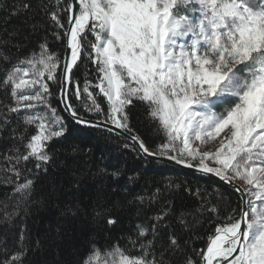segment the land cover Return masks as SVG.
Returning a JSON list of instances; mask_svg holds the SVG:
<instances>
[{
	"label": "snow or ice",
	"instance_id": "obj_1",
	"mask_svg": "<svg viewBox=\"0 0 264 264\" xmlns=\"http://www.w3.org/2000/svg\"><path fill=\"white\" fill-rule=\"evenodd\" d=\"M29 8L24 4L18 10ZM63 11L67 27L57 12L50 14L55 27L63 30L56 38L65 41L67 59L60 78L72 85L73 68L85 53L97 73L94 85L86 80L82 89L78 83L73 88L76 99L85 94L86 111L105 114L100 96L107 104L105 123L131 132L127 110L140 103L164 142L153 152L132 135L139 150L195 167L230 185L240 181L234 188L241 194L239 215L232 209L204 248L193 249L196 258L187 256L183 264H264V0H71ZM60 64V56L41 43L38 53L18 60L0 80V88L14 102L5 106L8 112L24 113V125L35 129L26 141L24 134L18 137L24 151L17 148L9 157L16 163L34 160L37 168L47 164L50 142L65 135L62 118L47 99L48 82L57 81ZM61 91L76 123L100 126L82 118L67 102L63 84ZM229 99L224 111L215 110ZM209 144L215 147L202 150ZM11 171L19 176L15 167ZM32 184H17L14 192L27 200ZM205 210L221 219L217 207ZM168 214L162 211L151 226L137 225L136 238H128V250L119 244L103 250L91 245L81 264H171L165 252L182 251L175 235H168L167 245L161 236L162 251L159 256L156 252L157 228ZM5 217L10 218L7 211ZM106 222L117 223L111 217ZM180 222L187 227L183 218ZM24 240L21 233V243ZM137 246L140 255H131ZM25 255L26 249L18 251L0 264H23Z\"/></svg>",
	"mask_w": 264,
	"mask_h": 264
},
{
	"label": "trees",
	"instance_id": "obj_2",
	"mask_svg": "<svg viewBox=\"0 0 264 264\" xmlns=\"http://www.w3.org/2000/svg\"><path fill=\"white\" fill-rule=\"evenodd\" d=\"M69 2L0 0V80L12 62L37 52L39 45L46 42L48 49L61 58L57 81L48 82L47 99L66 128L63 137L50 142L47 151L51 159L47 164L37 168L38 162L34 160L16 163L9 157L16 155L17 148L24 151L18 137L24 134L26 141L35 129L24 125V113L8 112L5 106L9 103L0 106V260L26 249L23 264H81L93 244L102 250L114 244L128 250L131 248L128 238H136V226H151L155 222L153 218L162 211L169 214L157 228L160 233L157 256L162 251L161 236L167 245L171 233L178 238L182 251L165 252V260L183 264L187 256L196 258L193 249L204 248L207 237L222 218L232 209H237L236 215H239L241 199L217 181L147 160L124 138L77 125L66 115L60 103L65 41L56 38V33L62 34L63 30L55 27L50 14L57 12L66 27L63 9ZM24 4L30 8L18 10ZM89 39L94 37L89 35ZM4 56L8 59H3ZM71 76L69 103L82 118L105 122L107 104L102 97L97 99L105 114L86 111L85 94L80 99L74 95L76 83L81 89L86 80L91 85L97 83L95 66L88 61L86 53ZM90 91L96 95L99 90L90 87ZM230 104L231 100L217 104L215 110L222 112ZM127 111L130 134L138 135L156 152L157 145L164 142L163 133L158 135L154 131L157 125L146 119V108L137 103ZM13 167L19 176L11 171ZM113 172L119 175L113 177ZM27 180L33 184L29 190L31 195L25 200L14 189ZM141 197L142 200L138 199ZM213 206L219 209L221 219L205 210ZM5 211L10 218L5 217ZM109 217L117 223L108 225ZM181 218L187 227L180 222ZM21 233L25 236L23 243ZM147 239H152L151 234ZM130 254L140 255L138 246Z\"/></svg>",
	"mask_w": 264,
	"mask_h": 264
},
{
	"label": "water",
	"instance_id": "obj_3",
	"mask_svg": "<svg viewBox=\"0 0 264 264\" xmlns=\"http://www.w3.org/2000/svg\"><path fill=\"white\" fill-rule=\"evenodd\" d=\"M67 59V54L65 53L64 51V58H63V61ZM63 65V64H62ZM75 68V67H74ZM73 68V69H74ZM62 70H63V66H62ZM72 74V73H71ZM64 85V88L65 90L67 91L68 95H69V88H70V85L67 84L65 81H63V79L61 78V85ZM69 103V101H67ZM60 103H61V107L62 109L64 110V112L66 113V115L73 121L76 123V120L73 119L68 111V109L65 107V102H64V93L61 91V95H60ZM90 121H93V120H90ZM94 123H98L100 126L99 127H91V128H97V129H101V130H104V131H108V132H111V133H114L122 138H124L125 140H127L129 143H131L139 152L140 154L147 160H150V161H154V162H157V163H161V164H164V165H168V166H171V167H175V168H178V169H183V170H186V171H189V172H192L198 176H201V177H205V178H209V179H212L214 181H217L219 183H221L222 185H225L226 187L230 188L232 191H234V188L236 185H239L237 182H235L234 185H230V184H227L225 183L224 181H221L219 179V177H216L212 174H204L202 172H200L197 168L193 167V168H188V167H185L184 165L182 164H177L175 161L173 160H169L167 159L166 157H163V156H159V155H156V156H148L147 154L143 153L141 150H139L138 148V144L136 141H133L131 139V136L132 134H130V132L128 131H124L122 129H117L115 128L114 125H112L111 123H105V122H101V121H93ZM77 125H81V126H85V125H82V124H78L76 123ZM85 127H90V126H85ZM109 129H111V131H109ZM235 193H237L236 191H234ZM241 199V194L240 193H237Z\"/></svg>",
	"mask_w": 264,
	"mask_h": 264
},
{
	"label": "rangeland",
	"instance_id": "obj_4",
	"mask_svg": "<svg viewBox=\"0 0 264 264\" xmlns=\"http://www.w3.org/2000/svg\"><path fill=\"white\" fill-rule=\"evenodd\" d=\"M6 11V14H8V12H9V9H7V10H5ZM66 27H67V25H66ZM49 51H51L50 49H49ZM39 52V50L36 52V53H38ZM52 52V51H51ZM32 54V53H31ZM30 54V55H31ZM26 57V56H25ZM25 57H22V58H18L17 60H15L14 62H12L11 64H10V66L8 67V69L3 73L4 75H3V77H2V79L5 77V74H6V72L12 67V65L13 64H15L18 60H20V59H24ZM63 58H64V56H63ZM63 60V59H62ZM63 66V65H62ZM74 70V69H73ZM0 93H1V95H0V106H2V104H5L6 102L7 103H9L10 105H14V102H13V100L11 99V97L6 93V91H5V89H3V88H0ZM229 100H231V99H229ZM38 110H44V107L43 106H39V109ZM34 132H35V130H34ZM34 132H33V134H34ZM215 147V144H209V145H207L205 148H203L202 150H209V149H212V148H214ZM164 157V156H163ZM238 184L240 183V181H236Z\"/></svg>",
	"mask_w": 264,
	"mask_h": 264
}]
</instances>
